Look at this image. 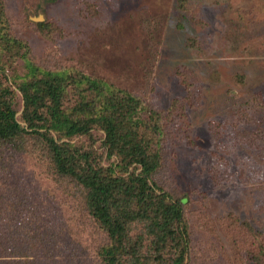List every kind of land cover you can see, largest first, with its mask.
Returning <instances> with one entry per match:
<instances>
[{
    "label": "rangeland",
    "instance_id": "obj_1",
    "mask_svg": "<svg viewBox=\"0 0 264 264\" xmlns=\"http://www.w3.org/2000/svg\"><path fill=\"white\" fill-rule=\"evenodd\" d=\"M2 2L9 35L29 49L0 50V82L20 125L27 62L130 92L160 114L150 180L184 201L188 264H264V0ZM103 140L92 130L61 142L116 166ZM33 142L0 143V258L102 264L105 233ZM140 171L132 164L126 174Z\"/></svg>",
    "mask_w": 264,
    "mask_h": 264
},
{
    "label": "trees",
    "instance_id": "obj_2",
    "mask_svg": "<svg viewBox=\"0 0 264 264\" xmlns=\"http://www.w3.org/2000/svg\"><path fill=\"white\" fill-rule=\"evenodd\" d=\"M29 51L9 35L0 0V50ZM24 112L17 121L14 93L0 82V143L20 148L33 139L52 173L72 180L87 214L107 237L98 256L102 264H188V225L183 199H173L151 182L159 167L160 114L128 91L74 70L51 71L26 63L17 85ZM43 130V131H40ZM100 131L107 159L81 151L61 139ZM55 132L53 135L51 132ZM141 168L126 174L130 165ZM126 174V175H125ZM133 226L140 227L133 234ZM0 258V264H7Z\"/></svg>",
    "mask_w": 264,
    "mask_h": 264
}]
</instances>
